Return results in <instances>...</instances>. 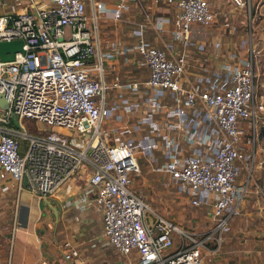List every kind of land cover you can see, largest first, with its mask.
I'll list each match as a JSON object with an SVG mask.
<instances>
[{
    "label": "built area",
    "instance_id": "2783aa9c",
    "mask_svg": "<svg viewBox=\"0 0 264 264\" xmlns=\"http://www.w3.org/2000/svg\"><path fill=\"white\" fill-rule=\"evenodd\" d=\"M225 1L250 23L230 46L197 36L215 21L209 0H162L166 13L144 14L129 38L106 40L98 20H120L139 0H0V41L22 42L0 58V193L57 198L78 177L66 206L99 213L89 247L110 245L123 258L116 264H213L253 178V133L264 127L251 24L264 0ZM233 20L221 22L230 35ZM21 118L49 129L16 126ZM145 173L206 208L209 227L183 229L151 208L133 187ZM57 249L62 262L95 264L69 238Z\"/></svg>",
    "mask_w": 264,
    "mask_h": 264
},
{
    "label": "rangeland",
    "instance_id": "374dc122",
    "mask_svg": "<svg viewBox=\"0 0 264 264\" xmlns=\"http://www.w3.org/2000/svg\"><path fill=\"white\" fill-rule=\"evenodd\" d=\"M101 1L110 4L114 2V0ZM209 1L211 9L214 12L215 21L209 26L197 28V36H200V40H205L206 42H211L212 39L219 37L218 40L220 42L230 46L231 41H236L239 35H242L247 31L248 24L250 26V23H248V19L242 9L232 11V8L225 0ZM164 7L165 5L159 0L157 2L151 0H139L138 4H133L122 14L120 20L101 17L98 20L99 31L101 33L103 32L102 35L108 39L114 38L115 36H122L118 35V32L116 35H113L112 32L115 31L114 29L118 30L116 27L118 24L124 22L123 18L125 16L130 15L131 22L129 24L132 26L134 22L144 18V14L151 16V18L155 15L161 14V10L165 9ZM86 8L88 10V4ZM251 15L254 19L251 23L253 30L252 39L255 43V49L258 50L253 69L254 72L257 73L256 79L257 84H259L264 82V4L251 8ZM232 19H235L231 21V24L235 26L236 34L230 35L227 32V29H224V27L221 26V22L222 20L230 21ZM126 65H129V62H126ZM127 69L130 70L129 72L134 73V75L138 74L133 67H128ZM14 124L30 131L49 129V127L44 124L32 119L28 120L22 118L19 120V124L16 120ZM51 129L57 128L51 127ZM246 132L248 133L245 134ZM258 132L256 140L257 152L253 154V161L251 158L248 160V162L252 161L253 168L251 174L255 176L256 179L258 178V182H256L257 186H254L255 183L249 185V189L243 195L241 203L237 208V212L233 214L229 221V229L226 234H224L225 237L221 243L219 252L216 251V253L208 256L211 262L218 261V258L223 255L222 249L225 247V249H233V253H231L232 264H264V127H261ZM250 136L251 134L249 130L244 131V138L247 139L250 138ZM247 148H249V144L247 145ZM145 175L147 176L146 173ZM240 175L238 176V179H243L246 175V171L243 170ZM76 179V185H70L72 187V192L74 190L76 191L79 186L82 185V180L78 177ZM133 187L143 196L144 201L147 202L151 208L170 219L179 227L196 232L205 231L209 227L210 221L206 214V208L191 207L187 204L184 198L173 197L170 196L168 192H162L161 188H159L157 182L154 180H148L144 183L137 180L134 182ZM24 190L28 191L26 189ZM259 191H261L262 194ZM29 196L33 197L31 194ZM31 202L33 204L35 201H31V199L21 200L19 194L17 196L13 193L0 194V247L3 250V254H0V258L4 256V260H2L0 264H6L7 261L10 262V264H14V261L16 260L15 256H17L15 249L16 242L17 240H20L18 232L26 233L25 229H19L18 227H21L22 225L21 228H25L23 225L26 223L25 219L27 216L24 214L25 211L27 213V209L31 212ZM38 202L39 211H37L36 215L33 216L31 220L32 224L29 228V234L35 245L41 239V249L44 256L54 258L58 256V253L56 251H50L49 247L57 244L59 240L61 241L68 238L71 234L76 235L79 232L80 227H84L85 224L80 220L82 216L79 213L72 211L74 208L71 209L72 212L69 208L66 210L63 209L61 217H59V213H57V216L55 217L50 213L48 207L42 204L40 199ZM50 202L52 205H55L54 201L50 200ZM81 211L88 212V226L86 225V228H88L86 233L84 232V234L78 237V239L83 240L93 233V229L97 227L100 219L99 213L93 210L91 206L85 208V211ZM65 217H67L68 221L66 227L61 224V221L64 220ZM20 218L22 219V222H20ZM71 224L77 226V231H68L70 228L67 226ZM235 224H238L237 226L239 227L235 226ZM17 228L19 231H17ZM66 231L67 234L65 233ZM1 240L5 242L3 243V246ZM172 247H175V245ZM97 252L101 253L103 257L98 259L94 258L93 262L95 264H116L115 262L123 259L114 252L112 247L105 250L97 249V251L92 252L93 257L97 255Z\"/></svg>",
    "mask_w": 264,
    "mask_h": 264
},
{
    "label": "crops",
    "instance_id": "0c3cea01",
    "mask_svg": "<svg viewBox=\"0 0 264 264\" xmlns=\"http://www.w3.org/2000/svg\"><path fill=\"white\" fill-rule=\"evenodd\" d=\"M151 1L154 2L155 0H151ZM157 1L158 0H156L155 2H157ZM159 1L162 2V0H159ZM132 5L133 4L131 3L130 7ZM151 11H152V8H151ZM161 12H162L161 14L166 13V8L165 9H162ZM130 19H131L130 18V15H127V16H125L123 18V20H124L125 23L123 22V23L117 25L116 28L118 30L114 29L115 31H113L112 34L113 35H116V33L118 32V35H122V36H115L114 38H121V39L129 38L127 36V33L129 31L130 27H132L129 24L131 22ZM103 25H105V24H103ZM100 26H101V24H100ZM102 33H101V37L104 40L108 39L107 37H105L104 35H102ZM152 34L153 33L151 32V30H147L146 33H145V36H146L145 38L148 41H150V42H151V40L153 41V35ZM254 73H255V82H256V86H257V91L260 92L262 89H264V82L257 84V79H256V74L257 73L256 72H254ZM260 128L253 133L256 136L255 143H256L257 136H258V133H259L258 131L260 130ZM255 148H256V152H257V143L255 144ZM146 174H147L148 179H149L151 177V173H150V175H149V173H146ZM257 179H256L255 176H253V178H252V180H251L250 183L251 184L252 183L253 184L254 183L256 184V182H258ZM70 185L75 186L76 184L73 183V182H70L67 185V187L62 192H58L56 194V197L57 198H55V196L46 197V198H38L36 195H34L33 193H31L29 191L22 190L21 192H19V195H20V199L21 200H23V199H31V201L33 200L35 202H33V204L31 202V204H32V206H31V212H29L28 209H27V213L25 211V214L24 215L27 216V218L25 219L26 220L25 221L26 223H25V225H23V226H25V228H21L22 225H21V227H18L19 229H25L26 233L18 232V235L20 236V240H17V242H16V248L15 249H16V252H17V256H15L16 260L14 261V264H32L33 262H43L45 264H70V263H67V262H62V260H61V258L59 256L58 249H57V245H58V243H59L60 240L58 241L57 244H54L52 247H49V250L50 251H53V252L56 251L58 253V256L57 257H54V258L46 257V256H44L42 254L43 251L41 249V246H42L41 245V242H42L41 239L39 240V242H37L36 245L33 244V240H32V238L30 237V234H29V228L31 227V224H32V221L31 220H32L33 216H35L36 213H37V211H39V208H38L39 207V204H38L39 203L38 202L39 199L41 200V202H42L43 205H46L44 199H47L49 201V203H50V200L51 201H54L55 205H52L51 203L50 204L53 207H55V209H56V212L55 213L51 210V208H49L47 205L46 206L50 210V213H52V215L55 216V217L57 216V213H59V217H61V212L63 213V209L66 210L68 208L70 209V211H71L72 208H74V209H72V211L75 212V213H79L82 216V218L80 220H82L84 222L85 226L84 227L81 226L79 232L76 235H72L71 234L68 237L74 244L77 245L78 250H79V253H80L81 256H85L88 259H90L91 261H93L94 258L98 259V258L103 257V256H102L101 253H98L97 252V255L93 257L92 252L97 251V249H99V250H105V249L111 247L108 244H103L104 242L102 243V245L101 244H96L95 247H89V243L91 241V238L94 237V236H96L100 232V229H101V222L100 221L97 224V227L93 229V233L90 234V236H88V238H86V239L84 238L83 240L82 239H78V237L81 236L82 234H84V232L86 233V230L88 228V227L86 228V225H87V222H88L87 221L88 212H82L81 210L85 211V209L79 207L78 205H76L73 202L68 203V206H66L67 205L66 202H68L69 200H71L72 194L75 192V190L72 192V187ZM248 189H249V187H248ZM28 193H30L31 195H33V197L32 196H29L30 194H28ZM99 219H100V215H99ZM19 220H20V222H22V219L21 218ZM83 222H81V223H83ZM61 224L64 227H66V224H68L67 217H65V219L61 221ZM237 225L238 224H235V226H237ZM67 227L70 228V230H68L69 232L70 231H77L76 229H78L75 224H71V225H69ZM237 227H239V226H237ZM18 228H17V231H19ZM89 228H91V227H89ZM65 233L67 234V231ZM74 237H76V238H74ZM84 240H86V241H84ZM1 241H2V246H3V243H5V242H3V240H1ZM47 248H48V246H47ZM1 253L3 254V250L0 247V254ZM222 253H223V255H221L218 258V261L217 262H212V263L213 264H232V254L231 253H233V249H225V247H224V249H222ZM0 259H1V261H0V263H1L2 260H4V256H2ZM9 264H10V262H9Z\"/></svg>",
    "mask_w": 264,
    "mask_h": 264
},
{
    "label": "water",
    "instance_id": "95a60500",
    "mask_svg": "<svg viewBox=\"0 0 264 264\" xmlns=\"http://www.w3.org/2000/svg\"><path fill=\"white\" fill-rule=\"evenodd\" d=\"M21 40L20 39H12V40H2L0 41V58L2 60H10L12 58V53L21 48ZM6 101L0 95V106L2 108H6ZM46 205L51 208V210L55 213L56 209L53 207L47 199H44Z\"/></svg>",
    "mask_w": 264,
    "mask_h": 264
},
{
    "label": "trees",
    "instance_id": "16d2710c",
    "mask_svg": "<svg viewBox=\"0 0 264 264\" xmlns=\"http://www.w3.org/2000/svg\"><path fill=\"white\" fill-rule=\"evenodd\" d=\"M234 34H236V32H234ZM149 175H150V173H149ZM151 179V177L149 178V180Z\"/></svg>",
    "mask_w": 264,
    "mask_h": 264
},
{
    "label": "bare ground",
    "instance_id": "6f19581e",
    "mask_svg": "<svg viewBox=\"0 0 264 264\" xmlns=\"http://www.w3.org/2000/svg\"><path fill=\"white\" fill-rule=\"evenodd\" d=\"M21 119H22V118H21ZM21 119H20V120H21ZM50 203H51V202H50Z\"/></svg>",
    "mask_w": 264,
    "mask_h": 264
}]
</instances>
